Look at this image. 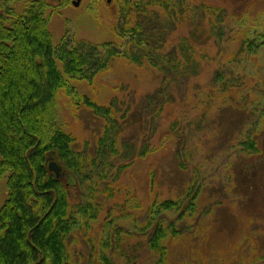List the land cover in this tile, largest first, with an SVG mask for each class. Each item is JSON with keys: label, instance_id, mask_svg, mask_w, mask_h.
Here are the masks:
<instances>
[{"label": "rangeland", "instance_id": "374dc122", "mask_svg": "<svg viewBox=\"0 0 264 264\" xmlns=\"http://www.w3.org/2000/svg\"><path fill=\"white\" fill-rule=\"evenodd\" d=\"M47 1L48 28L55 45L65 36L97 44L113 41L119 48L125 44L126 39L112 30L124 0H81L76 7V0ZM32 2L0 0V12L8 6L23 14ZM185 3L188 10H175H187L188 17L179 18L176 12L174 37L176 41L193 37L189 44L201 63V72L180 88L181 93L176 92V102L163 111L151 141L152 152L120 174L113 184L115 196L98 194L106 212L89 227L79 216L82 230L69 244L71 264H93L91 260H98L96 251L103 242L115 244L113 235L117 231L105 226L111 219H119L116 228L122 232L121 246H125L123 254L114 256L115 264H127L129 260L154 264L156 255L148 249L151 230H144L147 208L156 201L154 209L163 218H152L167 227L178 213L158 209L160 203L185 199L189 188L199 190L197 209L192 216H188L190 210L184 212L185 221L176 222L181 233L165 239L167 264H264V190L259 188L253 208L245 204L244 210L237 182L238 170L247 158L242 143L256 140L258 148L264 150V0ZM211 7L218 10L212 12ZM249 40L254 45L247 50ZM66 79L75 90L69 88L68 93L63 89L57 95V125L71 134L81 149L86 142H96L103 124L90 116L89 109L73 105L75 94L108 104L114 97L122 102L138 99L161 83L154 67L131 65L123 58L90 82ZM174 122L185 136L179 157L177 137L170 131ZM7 196L4 177L0 179V206ZM121 205L127 211L118 210ZM108 253L114 255L111 250Z\"/></svg>", "mask_w": 264, "mask_h": 264}, {"label": "trees", "instance_id": "16d2710c", "mask_svg": "<svg viewBox=\"0 0 264 264\" xmlns=\"http://www.w3.org/2000/svg\"><path fill=\"white\" fill-rule=\"evenodd\" d=\"M185 2L124 0L112 27L117 37L126 39L121 48L113 41L97 44L68 36L55 45L48 28L47 0H33L23 14L8 6L0 12V179L6 178L8 189L0 206V264H71L69 244L82 230L80 217L85 227L97 221L107 210L98 194L114 197L113 184L120 174L152 152L151 141L163 111L176 102V92L181 93L180 88L201 72L190 46L191 34L179 41L174 37L176 12L179 18L188 17ZM184 7L185 12H175ZM248 45L247 50L254 44L249 40ZM121 58L138 67H154L161 83L138 99L122 102L114 97L108 104L75 94L73 105L89 109L90 116L103 124L93 145L86 142L83 149L78 148L76 139L57 125V95L63 89L75 90L66 77L90 82ZM177 129L176 122L170 125L179 157L185 136ZM242 145L247 158L238 170L237 182L245 210V204L253 208L259 188L264 190V150L256 140ZM53 161L61 167L60 177L50 169ZM198 194L199 190L189 188L185 199L160 203L158 209L178 213L167 227L152 218H163L154 209L156 201L147 208L144 230H151L148 249L156 255L154 264H167L164 241L169 234L181 233L176 222H184L188 210V216L195 213ZM118 210L127 211L122 205ZM118 220H107L106 228L117 231L115 244L103 242L93 264H115L114 256L123 254ZM93 248L92 244L91 257ZM127 264L138 263L129 260Z\"/></svg>", "mask_w": 264, "mask_h": 264}, {"label": "water", "instance_id": "95a60500", "mask_svg": "<svg viewBox=\"0 0 264 264\" xmlns=\"http://www.w3.org/2000/svg\"><path fill=\"white\" fill-rule=\"evenodd\" d=\"M81 3V0H76L73 2V5L76 7V6H79ZM50 169L51 171H54L57 175V177H60L61 174H62V171H61V167L59 166V164L57 162H51L50 164Z\"/></svg>", "mask_w": 264, "mask_h": 264}]
</instances>
